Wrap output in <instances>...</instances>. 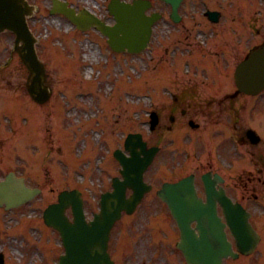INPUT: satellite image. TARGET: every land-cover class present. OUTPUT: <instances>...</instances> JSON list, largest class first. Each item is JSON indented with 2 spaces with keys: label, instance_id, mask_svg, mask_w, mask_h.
<instances>
[{
  "label": "rangeland",
  "instance_id": "obj_1",
  "mask_svg": "<svg viewBox=\"0 0 264 264\" xmlns=\"http://www.w3.org/2000/svg\"><path fill=\"white\" fill-rule=\"evenodd\" d=\"M30 1L37 5V11L30 18V23L33 29L42 39L39 43V50L48 63V83L52 86L55 92V97L52 98L46 104L38 105L33 101L32 103L36 107L34 111L38 112L40 116L42 115L46 120L45 130L47 129L54 136L50 137L48 144H46L45 142H43V144L41 143V147L39 145V149L35 144L33 147H27L24 151V154L31 155L35 158V160L39 159L40 162V158L45 156L48 150V145H50L51 157L45 158L44 164L38 163L37 161L28 164L26 163V160H24L21 164L22 158H20V155H16L15 153L6 154L4 148L0 149V157L4 158V160L6 159V156L8 157V155H10L11 158L16 156H18L19 158H17L19 162L15 160L12 165L7 164L8 166H12L23 172V174L27 176L31 184H35L42 187V191L35 197L33 201L25 204L23 207H20L14 211H2V216L3 218L6 217L5 219H8L7 217H9L8 224H12L13 227L15 224L21 227L25 223L24 219L29 218V216H32L31 219L33 220L29 223L32 224L33 222L38 227L42 228V234L48 238L42 237L40 231H38V228L36 226L26 224L24 229L19 231L24 237L29 234L30 238H28V242L26 245H24V240H22L20 236H16V238H9L7 240L0 238V249L1 247L7 248L8 253L16 260H23V257L26 256L24 259L26 261H28L30 257V259L32 258L37 261V263L35 261V264H49V262L53 260L51 254H53V252L57 253V251H62V246L57 232L53 229L51 230V228H47L44 225L41 217L43 208L47 205L48 202L55 200L56 194L60 189L79 187L83 190L84 202L89 215L90 212L95 210L97 207L96 199L98 198L100 188H108V176L114 174V170L111 166H108L106 167V169L103 170L102 167L101 169L96 168L94 165L88 163L86 159L83 158L84 155L79 156V165H72L71 169L69 164L65 165L64 163H61L60 161L64 160L65 157H61L62 150L57 147V145H59V141L56 140V134L59 133L64 137L70 136V134L66 133L67 125H72L74 128H77L79 125H83L84 118L86 116L82 108V106L84 105H88L87 107L89 108V112L94 111L97 114H99L100 112L99 115H101V122L99 125L100 127H102L103 130L101 133L103 139V144L101 145L102 147L109 146L110 148H112L114 144H116V147L121 146L122 139L127 131L137 130L143 131L145 134L146 127L141 124V120L139 119V117L137 118V116L142 115V118L145 117L143 109L146 107L147 103V100H145L144 98L145 92L147 91L145 90V86H142L143 84H130L126 80V75L130 73L131 78L133 80H136L137 76L141 75V72L143 71V65L145 64V57L147 51L145 50L139 54H117L110 50L107 43L105 42V38L102 35H99L98 32L90 30L88 33L89 35L87 36L83 32L78 31L63 16L49 13L48 8L50 6V0ZM71 1L78 6L80 4L85 3L86 5L98 11L99 14L107 16L106 4H103L104 0ZM67 29H71L70 34L65 33ZM162 30L163 23L161 21L155 28V34L159 33ZM72 34H76L81 40H78L75 44H73L72 47L74 48V50L80 48V53L73 52V50H71L72 48H69L68 51H64L59 44L62 43L66 46V44L69 42L68 37ZM9 37L11 36L8 35V33L0 35V43L3 45L5 44V46H7L9 43ZM71 38L72 41L77 40L76 36H71ZM59 40H61V42ZM87 42L91 44L96 50V57L89 56V58L85 59L83 53L87 51V49H84V44ZM158 49L159 47L156 48L155 53L159 54L160 52ZM71 51L72 53H70ZM65 53L73 54V56L76 58V63L79 65L83 64L81 68L84 71V75L88 76L90 74V71L93 70L92 77L94 79L103 78V75L105 73L103 67L105 64H108L107 70H109V77L106 78L107 84L102 83L101 87L106 89L110 93V95L113 96L111 98L110 103L99 104L100 101L96 99L92 100V98L88 95H85L84 99L83 96L80 95L84 103H82V101L77 103L75 102L73 97L71 98L69 96L68 93L73 90V86H71L69 89L66 86L68 80L59 78V66L62 69H64L63 66H65L66 70H70L66 66V64L68 63H63L64 58L61 55ZM56 54L61 55L58 56ZM3 56L4 54L1 53L0 60ZM57 57L60 58L57 59ZM124 57L126 58V60H124ZM97 59H99L100 61L98 62ZM67 60L69 59H67L66 57V62ZM130 65H133L134 67L129 68ZM152 66L144 74L145 79L143 80V82L144 84L148 83V85L146 86H149L150 88L154 89L162 85V79L160 74V67L157 70H154ZM75 71L80 75V73L76 69ZM0 74V90L10 91L15 98V102L21 103V101H23V96H25L24 88L27 79L26 68L22 66V64L16 57ZM116 77H119L118 84L114 85V88H112L111 90H108V87L112 85L113 81L116 80ZM71 81H73V83L78 86L81 82L80 79L76 76H73ZM82 86L86 88V91L91 92V90L89 89L91 83L89 81L84 80L82 82ZM75 88L76 89L73 90L74 93L80 91L79 89H77V87ZM62 91L67 93V95L70 97V103L68 105L63 103ZM81 91H83V89H81ZM125 94H128L129 98L132 99V102L126 101ZM97 97L98 99L104 98L102 97V95H98ZM138 97L140 98L138 99ZM3 98L4 96H2L1 94L0 119H5L7 116H15V118H17L18 111L22 113H27L32 117V104H30L25 97L24 103H21L19 106H17V108H14V106H9V104L7 105ZM71 99L74 102H72ZM138 101L140 102L137 103ZM96 105L97 107H95ZM100 106H103L102 111H98L96 109L98 108L100 110ZM18 119L20 121L21 116L18 117ZM35 122H37V120H35ZM88 124L89 122L86 121L84 126H87ZM17 127L19 133L30 135L32 129L30 117L24 115L22 117V121L19 125H17ZM109 128H111V136L116 137V140H111V143H107V135ZM6 130L9 131L7 128ZM67 131L73 132L75 130L70 128ZM6 134L11 137V134H9L8 132H6ZM97 134L98 133L90 134L91 136H93V141L94 137H96ZM74 138L75 136H70L65 141L63 140L62 148L73 149L76 146L77 140H79L80 142L86 145L87 150L90 149V142L86 135H79V138L76 140H74ZM0 141L2 143L1 138ZM73 152L75 153L76 151ZM101 152L103 153V151ZM85 154L87 155V160L92 161V158L97 154V151H89ZM73 158L76 159V157L74 156ZM69 169L72 171H70ZM69 177H71L73 183H68V180H71L69 179ZM84 179V183H81V181ZM151 196L152 195L146 196L145 200L136 210L135 214L122 217V222L120 224L122 225L123 223V226H120L119 224V226H117L112 231L110 251L112 257L116 260V264L179 263L178 261L180 255L178 251L175 248L173 251L171 250V248L174 247V241L177 239V229L172 223V221H166L165 223L164 220H160L158 218V216L161 215L162 218L167 219L160 204L157 203ZM256 213V223L259 225H263L264 221L260 220V214H258V212ZM25 215H27V217H24ZM154 215L155 218H153ZM147 217H150V219H146ZM4 223L7 224V220H4ZM129 226L131 231H129ZM148 227H152V231H148ZM141 228L142 230H140ZM118 229H120L122 236H127V243L126 240H120V233L117 231ZM153 230H158L159 233L156 232L154 234ZM11 235L16 234L13 231H5V238ZM131 242L132 244H130ZM262 243V246H260L252 256L240 258L233 264H264V240ZM44 244L50 246L44 250L42 249L43 251L39 250L37 253L33 254L34 250L42 248V245ZM121 244H124L125 246L123 245L122 247ZM25 249L28 251V253ZM175 252L177 253L178 258ZM4 264L20 263L15 262L13 259L10 258L8 254H5ZM227 264L232 263L228 262Z\"/></svg>",
  "mask_w": 264,
  "mask_h": 264
},
{
  "label": "flooded vegetation",
  "instance_id": "obj_2",
  "mask_svg": "<svg viewBox=\"0 0 264 264\" xmlns=\"http://www.w3.org/2000/svg\"><path fill=\"white\" fill-rule=\"evenodd\" d=\"M205 100L206 99L204 98L202 101H205ZM209 105H210L209 102L206 103L207 107H209ZM181 113L184 117H186L187 119H190L192 118V115H196L198 113H206V111L204 109V105H202L200 102L187 101L185 103V107H182Z\"/></svg>",
  "mask_w": 264,
  "mask_h": 264
},
{
  "label": "bare ground",
  "instance_id": "obj_3",
  "mask_svg": "<svg viewBox=\"0 0 264 264\" xmlns=\"http://www.w3.org/2000/svg\"><path fill=\"white\" fill-rule=\"evenodd\" d=\"M91 54L92 55H95V51L91 49Z\"/></svg>",
  "mask_w": 264,
  "mask_h": 264
},
{
  "label": "water",
  "instance_id": "obj_4",
  "mask_svg": "<svg viewBox=\"0 0 264 264\" xmlns=\"http://www.w3.org/2000/svg\"><path fill=\"white\" fill-rule=\"evenodd\" d=\"M100 220H101V219H100ZM99 226H100V227H98L99 229L103 228V227H102V224H99Z\"/></svg>",
  "mask_w": 264,
  "mask_h": 264
}]
</instances>
